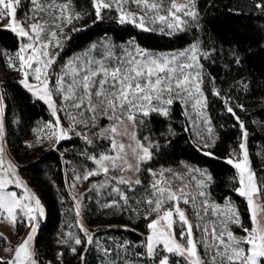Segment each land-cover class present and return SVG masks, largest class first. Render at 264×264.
<instances>
[{
    "label": "snow or ice",
    "instance_id": "obj_1",
    "mask_svg": "<svg viewBox=\"0 0 264 264\" xmlns=\"http://www.w3.org/2000/svg\"><path fill=\"white\" fill-rule=\"evenodd\" d=\"M21 3L22 0H0V27L15 34L20 42L14 56L7 57L8 67L21 74L20 83L47 105L54 118L43 126L48 130L46 138L58 144L62 140L71 139L70 133L75 132L91 144L93 140L85 132L77 131V126L94 128L97 126L98 117H107L111 121L108 127L100 129L96 134L100 139L109 141L108 150L98 157L89 156L95 168L76 175L75 181H88L94 176L103 175L105 179L93 183L90 191L99 192L110 187V181L113 180L116 185H126L128 191H134V185L142 184L138 177L141 166L152 159L153 149L160 147L148 137L144 138L148 143L138 139L135 129L144 124L145 118L153 113L168 118L171 106L177 100L185 106V116L194 125L200 118L203 119L208 137L197 134L198 139L203 141L200 150L215 144L211 120L206 115L208 99L204 91L205 66L201 62L202 59H212L211 52L214 50H203L199 39L189 47L172 53H153L136 45L135 40H130L120 56L114 53V46L105 43L102 46L104 52L99 59L91 54L97 47L92 45L88 51L69 59L61 66L59 73H54L53 65L57 63L59 56V52L55 50L64 46V29L75 20L82 19L83 14L74 10L70 0L62 3L51 0L47 5L32 0L33 14L21 21L18 19ZM91 4L97 21L104 18L105 10L112 11L114 8L120 24H132L144 32L157 31L151 27L157 23L162 25L159 31L167 35L187 31L189 27L199 28L196 0H169L167 7L163 0H91ZM129 4H135L137 11L125 7ZM255 6L264 11V0ZM39 12H45L50 17L51 24L39 17ZM235 63L240 64L238 55ZM30 77L35 83L30 82ZM210 83L213 85L212 94L220 97L221 92L215 87V78L210 77ZM56 97H60L62 105ZM225 105L227 112L236 118L241 132L238 154L234 150L226 163L236 170L239 186L235 191L247 200L251 227L243 225L239 212L230 201L221 206L210 203L205 198L200 201L201 207L197 210L196 195L206 197L204 189L213 179L207 170L185 165L189 173L198 174L202 179L192 175L189 183L174 189L165 176V171L171 172L170 169H161L159 172L147 169L153 177L149 185L151 192L143 198V203L147 205L144 209V219L149 220L148 234L143 242L145 252L137 253V256H146L155 264H173L170 261L171 256L182 258L183 264H264V203H258L264 200V184L258 183L256 173L251 167L247 146L249 133L246 126L228 100H225ZM188 106L197 119H192V115L187 111ZM238 107L244 110L243 105ZM69 109L72 111H68ZM61 110H65L70 121L67 128L63 126L58 115ZM3 112V100L0 98V140H3L4 136ZM169 131L174 135L171 129ZM123 137H127L131 143L125 144L122 139H118ZM42 139L43 137L37 136V142ZM27 146L34 145L29 143ZM203 154L213 155L208 151H203ZM117 171L121 175L112 174ZM124 172L133 175L126 177ZM174 175L177 179H182L179 174ZM133 176L136 178L133 179ZM191 181H195V187L199 190L196 195L188 191L192 187ZM11 184L22 188L23 195L7 190V186ZM71 187L75 188L76 184L73 183ZM111 193L118 195L119 200L124 202L123 205L117 200H112L102 207H115L117 210L131 208L130 197L120 187L111 186L109 195ZM73 200L76 225L85 239L69 232L61 243L69 244V241H72L75 246H69L72 253L76 254V246L91 245L93 235L80 219L81 200L75 195ZM140 202L137 200L138 204ZM181 203L191 205L199 220L211 210L219 220V227L215 221L211 223V227L205 223L201 229L202 238L198 242L194 229L201 228V225H194L190 221ZM44 216L45 210L40 199L16 175L14 164L8 162L5 165L3 148L0 147V220L8 221L13 227L23 224L29 229L26 237L15 249H5L13 255L9 259L0 257V264H37L32 243ZM231 224L240 227L245 234L237 236L231 230ZM0 239L7 238L0 234ZM199 245L203 246L204 255H201ZM105 252L107 254V250ZM62 255L63 253L58 254ZM205 256L208 259H205ZM83 259L81 254V261ZM109 264L116 262L110 261ZM125 264L132 262L125 261ZM175 264H180V261Z\"/></svg>",
    "mask_w": 264,
    "mask_h": 264
},
{
    "label": "trees",
    "instance_id": "obj_2",
    "mask_svg": "<svg viewBox=\"0 0 264 264\" xmlns=\"http://www.w3.org/2000/svg\"><path fill=\"white\" fill-rule=\"evenodd\" d=\"M30 1L22 0L20 13L28 10ZM70 2L79 9L89 11V15L83 21L84 29L67 43L66 56L81 52L99 40H109L115 45L135 40L136 45L151 52H174L189 47L199 39L203 50H214L211 52L212 59L204 61L207 112L216 135V142L208 151L213 155L205 156V150L201 151L194 142L180 102L172 105L168 118L155 113L145 118V123L139 127L138 137L144 143H148L144 140L148 137L160 145L158 149H153L152 160L145 167H172L186 163L207 170L213 177L209 189L211 198L217 203L231 200L237 205L244 225L249 226L248 207L235 191L238 187L235 182L236 170L226 163L231 151L238 148L241 132L236 118L227 112L225 100L246 126L250 161L260 177L264 174V167L259 164L257 156L258 150H264V11L255 5L261 0H198L199 28L191 27L176 35H167L158 30L144 32L132 24L122 25L117 15H104L103 19L97 21L91 0ZM18 47L15 34L0 27V48L15 52ZM237 55L240 64L235 63ZM210 77L215 78L220 97L212 94ZM3 89L8 108V129L15 116L20 120V130L25 131L30 130L37 121L50 120L51 115L45 104L34 100L31 93L15 80L5 81ZM238 105H243L244 110ZM83 147L77 138L61 141L55 150H41L38 154L27 156L19 168L27 186L40 199L45 210V218L34 241L37 264H99V257L89 245L76 246L77 252L73 254L69 246H75L72 241L69 244L61 243L69 232L85 239L76 225L75 205L67 189L71 163L76 160L86 162L81 154ZM13 155L19 162L22 161L16 149H13ZM144 175L145 169L141 176ZM83 221L95 231L96 236L105 237L104 244L107 246L106 234L138 244L142 241L140 233L147 230L143 218L134 219L126 214L116 216L111 210L96 215L86 210ZM139 251L143 252V249ZM60 253L63 255L58 256Z\"/></svg>",
    "mask_w": 264,
    "mask_h": 264
},
{
    "label": "rangeland",
    "instance_id": "obj_3",
    "mask_svg": "<svg viewBox=\"0 0 264 264\" xmlns=\"http://www.w3.org/2000/svg\"><path fill=\"white\" fill-rule=\"evenodd\" d=\"M197 1L198 0H196V4H197ZM38 2L47 5L48 3L51 2V0H38ZM57 2L62 3V1H59V0H57ZM64 2H68V1H64ZM163 2L165 4V7H167L169 0H163ZM71 6L74 8V10L76 12L83 14V18L80 20H75L73 22V24L65 27V29H64V33H65L64 46L62 49H56L55 50V51L59 52V56L57 58V63L55 65H53L52 70L54 73H59L61 70V66H63L69 59H71L75 56H79L82 53L88 51L92 45H96L97 47L95 50L92 51L91 54L98 59L101 57L102 53L104 52V49L102 46L105 43H109L112 46H114L113 51L117 56H120L123 54V48L127 47L128 43L123 44V45H115L109 40H99L96 43H93L88 48L82 50L81 52L72 54L70 56H66L64 53H65L67 43L70 41V39L73 35H76L81 30L84 29L83 21L89 15V11L77 8L72 2H71ZM20 7L18 9V19H20L21 21H23L26 18V16H30L33 14L34 5L32 4V0L30 1L28 10L26 12L20 13L19 12ZM125 7L130 9L131 11H134V12L137 11V6L135 4L125 5ZM37 15L39 17H43V19H45V20H48L49 24H51V19L45 12H39V13H37ZM104 15H108L110 17H115L116 15L118 16V13L113 8L112 11L105 10L103 12V16ZM151 27H154L159 31V28L162 27V25L157 23L155 25H151ZM190 28L191 27H189L188 30ZM73 29H78V30H73ZM184 32H186V31H184ZM184 32H177L173 35L181 34ZM18 41H19V39H18ZM15 52L6 51V50H3L0 48V98H2V100H3V108H4V112H3L4 136H3V140H0V147L3 148V159L5 161V165H7L8 162H11L12 164H14L16 166V175H18L19 178L26 184L25 180L23 179L22 175L19 172V168L23 166L22 163L24 162V159L29 155L38 154L41 150H48V151L55 150L57 148V145L61 141L57 144L54 140L49 141L46 138V133L48 130L46 128H44L43 126L48 121L47 122L37 121L30 130L25 131V130H20V123H19L20 120L18 117L15 116V118H13V122H12L11 126L9 127V129H11V132H9V129H8L7 123H6V119L8 116V108H7V103L5 101V93H4V89H3V83L5 81L15 80V82H17L21 87L24 88V86L20 83V80L22 79L21 74L19 72H17L16 70L8 67L7 57L9 55L14 56ZM174 52H177V51H174ZM153 53H172V52H153ZM206 60L207 59H202L201 62L204 64V61H206ZM29 80H30V82L35 83V81L32 80L31 77L29 78ZM52 81L54 83L55 75H53ZM32 97L34 100L40 101L36 97H34L33 95H32ZM55 99L58 101V103H61V105H62V101L60 100V97H56ZM41 102L44 104L43 101H41ZM175 102H180V101L177 100ZM45 106L47 107L46 104H45ZM182 106H183L184 112H185V106L184 105H182ZM47 109H48V107H47ZM48 111L50 113L49 109H48ZM68 111H72V110L69 109ZM187 111H188V113H190L192 115L193 120L197 119L195 117V114L192 112V109L190 106H188ZM170 112H171V109H170ZM50 115H51V113H50ZM58 115L61 118L63 126L65 128H67L69 126L70 121L68 120V118L65 114V110H61L58 113ZM206 115L209 118V114L207 112V109H206ZM187 119L189 121L190 130H191V134H192V138H193L194 142L200 148H202L203 141L198 139L197 134L199 133V135L204 136L205 138L208 137L206 127L203 123V119L200 118L197 121V124H195V125L191 122V120L188 117H187ZM50 120H54V118L51 116ZM96 123H97V126L94 128H85L83 125H79V126H77V129H76L77 131L85 132L87 134V136L93 140V143H91V144L87 143L83 137L77 136L75 134V132L70 133L71 138H77L83 144L84 147H83V151L81 154L86 159V162H80V161L76 160V161L71 163L70 175L67 176V189L71 195L72 200H73L74 195L77 196V198H79L81 200V217H80V219L82 220L84 226L93 235V243L91 245H89V248L92 249L93 252H95V255H97L99 257V264H109L110 261H115L116 264H125V261H131L132 264H148L147 260H146V256H137V253H144L145 252V248L143 247V242L145 241V237L148 234L147 223L149 222V220L144 219V215H145L144 209L147 207V205H145L143 203V198L145 196L149 195L151 192L149 185L151 184L153 177L149 174L147 169H152L153 171H156V172H159L161 169H165V170L170 169L171 172L165 171V176L172 183V187L175 189V188L181 187L183 184L189 183L192 175H197L198 179H202V177H199L198 174L189 173L187 171V169L185 168V165H187L191 168H199V167L191 166V165L186 164V163H181L178 166H172V167H145L146 163H144L141 166L140 173L138 174V177L141 179L142 184L141 185H134L133 186L135 189L134 191H131V192L128 191L126 185H116L114 180L110 181V187L103 188L99 192L96 190L90 191L89 189L91 188V185L93 183H98V182L103 181L105 179V177L103 175L94 176V177L90 178L88 181L81 180V181L77 182V181H75L74 178L78 174H83L86 170L95 168V164L91 159H89V156L95 155L98 157L101 153L106 152L108 150L109 141L106 139H100L96 134L100 131V129L108 127L111 124V121H109L107 119V117H98ZM211 126H212V124H211ZM23 129H25V128H23ZM41 129H43V130L41 131ZM34 130H37V131H34ZM138 130H139V128L135 129L136 134H137V138L139 139ZM38 135L40 137H43V139L40 140L39 142H37V136ZM212 138L215 139V142H216V135H215L214 130L212 133ZM118 139H122L125 144L131 143V141H129L127 139V137L118 138ZM62 141H65V140H62ZM29 143L33 144L34 146L28 147L27 145ZM209 143H211V140H209ZM212 147L203 148V150L209 151ZM13 149H16L18 151V153L20 154V156L22 158L21 162H19L14 157ZM234 150H236V154H238V151H239L238 148H236ZM234 150L231 151V154H233ZM257 156H258L259 164L261 165V167H264V150H258ZM249 158H250V156H249ZM151 160L148 161L147 163L151 162ZM251 167H252V164H251ZM144 169H145V175H144V177H142L141 174H142V171ZM199 169H201V168H199ZM201 170H204V169H201ZM252 170L255 172L253 167H252ZM112 174L116 175V176L121 175V173L118 171L115 173H112ZM174 174H179V176L182 177V179H177L176 175H174ZM123 175H125L127 177V176H131L133 174L130 172H124ZM256 177H257L258 183L264 184V174H262L260 177H258L256 175ZM135 178H136V176H133V179H135ZM235 182H236L237 186H239L237 173H236ZM73 183L76 184L75 188L71 187V185ZM211 183H212V181L210 183H208L207 187L204 189L207 196L206 197H200V196L196 195L199 190L195 187V181H191L192 187H190L188 189V191L191 192L193 195H196V200H197L196 208H197V210H199L201 207L200 201L207 198L210 203H215V204H218L221 206H224L227 201H230L235 206L237 211L239 212L237 205H235L231 200L226 199L223 203H217L216 201H214L211 198L210 193H209ZM111 186L120 187L123 191H125L127 193V195L130 197V199H129V204L131 205L130 209H128V210H117L115 207H112V208L102 207L103 204L111 202L112 200L119 201V203L121 205H123V203H124L123 201L119 200V196L116 195L115 193H111V195H109V193L111 192ZM7 190L15 191V192H17L18 195H23V189L16 187L15 184L8 185ZM137 200H140L141 202L138 204ZM242 200L247 205L246 198L242 197ZM73 202L75 205L74 200H73ZM258 203H264V200H260V201H258ZM181 207L186 210L190 221L194 225H196V224L201 225V228L194 229V235H195V238L198 242L202 238L203 233H202L201 229L205 223H207L208 226L211 227V223L213 221H215L217 224V227H219V220H218L216 215L212 214L211 210H209L207 215L203 216L202 220H199L196 217L195 212L193 210V207L191 205H184L183 203H181ZM247 207H248V205H247ZM132 209H136L137 211H132ZM86 210H88L89 212H93L95 215L107 213L108 210H111L112 213H114V215H116V216L126 214L127 216L129 215L134 219L140 217V218H143V220L146 222L145 225H146L147 230L143 234L140 233L142 235V241L139 242L138 244L131 243L130 241H127L126 239L124 240L120 237L117 238L114 235L106 234V238L108 239V243H109L108 246H110V247H108L106 244H104V238L105 237L103 238V237L96 236L95 231H93L90 227H88L85 224V222L83 221L84 211H86ZM239 215H240V213H239ZM249 215H250V212H249ZM44 218H45V216L43 218H41L40 225H41L42 221L44 220ZM152 218H154V216ZM240 220L242 222L241 216H240ZM243 225H244V223H243ZM244 226L245 227H251V221H250L249 226H246V225H244ZM230 228L237 236H241V235L245 234L243 232V230L235 224H231ZM28 231H29V229L24 227L23 224H17L15 227H13L8 221L0 220V234H2L3 237L7 238L6 240L0 239V257H3L4 259L11 258L13 253L6 252L5 249L6 248L15 249V247L22 242L23 238L26 237V235L28 234ZM177 231H179L178 228H177ZM34 241H35V238H34ZM34 241L32 243L33 249H34ZM199 247H200L201 255H204L205 250H204L203 246L199 245ZM141 248L143 249V252L139 251V249H141ZM105 250H107V254H106ZM34 251H35V249H34ZM205 259H208V257L205 256ZM170 261H172L173 264H175V262H177V261H180V264H183L182 258L176 257V256H171Z\"/></svg>",
    "mask_w": 264,
    "mask_h": 264
},
{
    "label": "built area",
    "instance_id": "obj_4",
    "mask_svg": "<svg viewBox=\"0 0 264 264\" xmlns=\"http://www.w3.org/2000/svg\"><path fill=\"white\" fill-rule=\"evenodd\" d=\"M146 260H147V263H148V264H155L154 261L149 260L147 257H146Z\"/></svg>",
    "mask_w": 264,
    "mask_h": 264
}]
</instances>
